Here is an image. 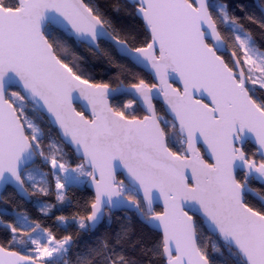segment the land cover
<instances>
[{
    "label": "snow or ice",
    "instance_id": "snow-or-ice-1",
    "mask_svg": "<svg viewBox=\"0 0 264 264\" xmlns=\"http://www.w3.org/2000/svg\"><path fill=\"white\" fill-rule=\"evenodd\" d=\"M126 8L143 25L139 35L123 32L86 0H0V201L11 189L48 216L65 203L66 186L81 177L95 188L86 217L56 218L91 234L82 248L26 211L0 208V216H14L4 225L9 235L0 243V264H141L127 251L138 244L163 264H264V51L253 34V28L264 34V5L259 15L237 16L217 0L111 4L117 15ZM68 40L110 56L100 47L105 43L134 67L150 70L156 83L138 79L123 89L133 97L124 108L139 99L147 115L114 107L109 96L118 89L85 78L64 55ZM177 78L182 90L169 82ZM158 96L171 120L158 114ZM80 98L90 115L74 106ZM29 105L57 129L47 146ZM250 143L256 146L251 154ZM64 145L78 154L75 167L65 160ZM198 145L206 146L212 162ZM118 168L126 171L127 184L116 178ZM53 182L55 203L32 200L48 197ZM160 198L163 211L155 212ZM115 210H134L160 230L158 244L132 240L128 225L111 237L97 236ZM204 230L216 237L219 260L200 242Z\"/></svg>",
    "mask_w": 264,
    "mask_h": 264
},
{
    "label": "trees",
    "instance_id": "trees-1",
    "mask_svg": "<svg viewBox=\"0 0 264 264\" xmlns=\"http://www.w3.org/2000/svg\"><path fill=\"white\" fill-rule=\"evenodd\" d=\"M86 2L99 5L100 8L105 11L108 16L113 20L118 28L123 32L134 33L139 35L142 31L143 25L140 20L134 19L128 13L132 12L131 8H126L125 11H122L119 15L114 13L111 10V4L113 0H86ZM123 2V0H121ZM218 3H227L231 11H233L237 16H243L244 11L254 12L259 15V8L256 6L254 0H217ZM261 5H264V0H260ZM239 5L244 6V11H241L238 7ZM222 33L227 37L228 33ZM254 39L258 42V46L261 51H264V34L260 33L258 29L253 28ZM69 51L64 53L67 56L70 63L77 64L85 75V78H88L92 83H107L110 87L115 88L120 85L128 86L130 83L136 82L138 79H144L147 82L153 83V80L150 75L145 73L140 68L134 67L127 60L121 59L119 55L116 54L115 50L109 48L105 43H101L100 47L107 50L110 53L106 55L104 52L97 53L94 50L89 51L85 46L76 45L72 40L67 41ZM131 99L128 95L117 96L112 100V105L117 108L123 109L126 114H135L137 116H143L142 109L138 106L137 103L133 105V108L128 109L124 108L126 102ZM79 111L81 109L77 107ZM156 109L159 114H165L164 109L161 104L156 103ZM28 114L37 125L43 130L45 135V146L55 140L58 136L56 128H54L49 120L41 114L38 110L33 109L31 105L28 108ZM64 151L66 153L65 160L70 161V166L75 167L76 163H79L80 160L76 158L73 150L64 145ZM174 150H177L174 147ZM246 151L250 154L255 152V148L248 144L246 146ZM256 159H260L256 155ZM47 171V167L44 168ZM51 180V177H49ZM119 180H123L119 176ZM253 188H259V185L256 183L252 184ZM264 192V189H261ZM51 194L48 197L33 196L32 200L37 199L44 201H51L55 203V185L54 182L51 185L50 189ZM66 200L64 204H57L56 209H54L48 216L42 215L37 209L39 205H33V203H27L24 200H21L18 196L9 190L7 195L6 202L0 201V208H8L9 210L16 209L18 211H26L27 214L35 221L39 222L42 227L49 228L53 231L54 235L57 238L65 235H71L73 241L76 245H79L81 248L83 244L90 240L91 234L81 230L77 227L76 224H71L70 226L61 225L60 222L56 219L58 216H64L68 220H71L72 217H86L88 214V205L89 202L94 199L93 193L87 189L84 185H73L66 187ZM71 200V204L67 203V200ZM137 200L140 201L141 206L142 201L140 197H137ZM250 203L254 207H259L257 200L250 198ZM156 212H160L159 208H156ZM0 222L2 227H0V233L8 235V230L4 226L6 223H14V216L10 213L8 215L0 216ZM123 225H128L131 228L132 240H139L142 244L148 248H152L153 245L158 244L161 234L150 229L147 225L142 223L135 213L131 212H117L111 214V224L109 226L107 218L103 225H101L97 230V236H109L111 237L119 228ZM24 237H22L23 239ZM200 242L206 248V251L209 254L210 259L219 260V254L214 252L213 245L217 243L215 236L210 235L206 230L201 233ZM20 245L15 247V250H21ZM130 257L135 258L141 261V264H148V261L151 260L152 264H163V260L159 257H152L151 255L145 256L140 252V245L138 244L135 249L128 247L127 249ZM30 254V253H29ZM66 259H71L66 257Z\"/></svg>",
    "mask_w": 264,
    "mask_h": 264
},
{
    "label": "water",
    "instance_id": "water-1",
    "mask_svg": "<svg viewBox=\"0 0 264 264\" xmlns=\"http://www.w3.org/2000/svg\"><path fill=\"white\" fill-rule=\"evenodd\" d=\"M254 2H255V4H256V6L259 8V10H261L262 5H261V3H260V0H254ZM140 69H141V68H140ZM141 70H143V69H141ZM143 71H144L145 73H147L148 75L151 76V78H152V80H153V83H156V82H157L156 79L154 78L153 73H152L150 70H143ZM169 82L172 84L173 87H175V88H180L181 90L183 89V83H182V81H180L178 78L175 79V80L170 79ZM126 87H127V86H125V85H120V86L115 87V88L110 87L111 89H118V91L115 92V93H113V94H111V95L109 96V102L111 103V101H112L114 98H116L117 96L126 95V94H124V92H123V89H125ZM196 95H197V97L199 98L200 94L197 93ZM128 96H129V95H128ZM129 97H130L131 99H133L132 96H129ZM205 102H208V101L206 100ZM136 103H137L138 106L142 109V111L145 113V115H147V112H146L144 106L141 104V102H140L139 99H137ZM156 103L161 104L162 107H163V109H164L165 114H166L168 117L171 118V116L169 115V113L166 111V106H165V104H164L163 101H162V97H159V96H158V97H155V98L153 99V104L156 106ZM74 106H75L76 108L79 107V108L81 109V111H83V112L85 113V115H90V105L88 104L87 100H85V99H83V98H80L79 100L74 101ZM77 110H78V109H77ZM78 111H79V110H78ZM39 112H40V111H39ZM157 112H158V111H157ZM40 113L43 114V115L49 120V116H48L47 114L42 113V112H40ZM53 127H54V126H53ZM54 128H55V127H54ZM56 130H57V129H56ZM250 144H251V143H250ZM251 145H252V146L255 148V150H256V146H255L254 144H251ZM198 147H200L201 152H202V154L204 155L205 160H207L208 162H212L211 159H210V154L207 153V152L205 151V147H206V146L198 145ZM74 154H75L76 158L79 159L78 154H76V153H74ZM256 155L260 158L259 153H257ZM119 176H121V177L123 178V180H124V182H125L126 184L128 183L127 173H126V171H125L123 168H118V169L116 170V178H117L118 180H119ZM85 187H86L87 189H89V190L93 193V195H94L95 188H94V185L91 183V179H90V178H88V180L86 181V183H85ZM19 198H20V197H19ZM141 201H142V205H143L144 202H143V200H141ZM27 203H29V202H27ZM156 208H159V209H160V212L163 211V198H160V200H158V201H154V203H153V209H154L155 212H156ZM123 211H124V212L135 213V214L137 215V217L139 218V220L141 221V218L139 217V215H138L134 210H115V211L112 212V214L117 213V212H123ZM144 224L147 225L150 229H152V230H154V231H156V232H158L159 234L162 235V233H161L160 230L153 229L152 227H150V226H149L148 224H146V223H144ZM206 231H207V230H206ZM208 233H209V232H208ZM209 234H210V233H209ZM210 235H211V234H210ZM212 236H213V235H212Z\"/></svg>",
    "mask_w": 264,
    "mask_h": 264
},
{
    "label": "rangeland",
    "instance_id": "rangeland-1",
    "mask_svg": "<svg viewBox=\"0 0 264 264\" xmlns=\"http://www.w3.org/2000/svg\"><path fill=\"white\" fill-rule=\"evenodd\" d=\"M112 102V101H111ZM112 104V103H111ZM144 113V112H143ZM159 114V113H158ZM145 115V113L143 114V116ZM160 116H162L164 119H167V120H171V118L170 117H168L166 114H159ZM143 116H141V117H143ZM88 180V177H81L80 178V183H77L76 185H84L85 183H86V181ZM125 183V182H124ZM126 184V183H125ZM67 187V186H66ZM3 225H2V223L0 222V227H2ZM9 235V234H8ZM8 235H5L4 236V234H1L0 233V243H3L5 240H6V238L8 237Z\"/></svg>",
    "mask_w": 264,
    "mask_h": 264
}]
</instances>
